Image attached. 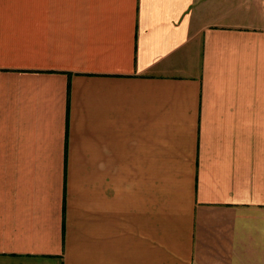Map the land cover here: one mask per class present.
I'll use <instances>...</instances> for the list:
<instances>
[{
	"label": "crops",
	"instance_id": "crops-1",
	"mask_svg": "<svg viewBox=\"0 0 264 264\" xmlns=\"http://www.w3.org/2000/svg\"><path fill=\"white\" fill-rule=\"evenodd\" d=\"M0 264H264V0H0Z\"/></svg>",
	"mask_w": 264,
	"mask_h": 264
}]
</instances>
